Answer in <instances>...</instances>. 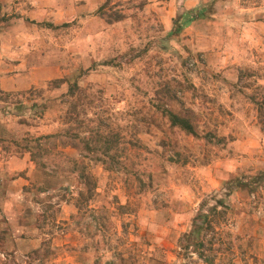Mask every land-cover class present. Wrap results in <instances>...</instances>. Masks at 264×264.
Listing matches in <instances>:
<instances>
[{
  "label": "rangeland",
  "instance_id": "1",
  "mask_svg": "<svg viewBox=\"0 0 264 264\" xmlns=\"http://www.w3.org/2000/svg\"><path fill=\"white\" fill-rule=\"evenodd\" d=\"M0 264H264V0H0Z\"/></svg>",
  "mask_w": 264,
  "mask_h": 264
},
{
  "label": "trees",
  "instance_id": "2",
  "mask_svg": "<svg viewBox=\"0 0 264 264\" xmlns=\"http://www.w3.org/2000/svg\"><path fill=\"white\" fill-rule=\"evenodd\" d=\"M205 10H206L205 7H195V8L186 9L182 12H179L174 19L173 28L169 32V34L170 35L180 34L182 30L186 28L187 26H189L192 22H195L196 20L202 18L205 13ZM55 82L58 83L59 81L55 80ZM74 85L76 84H72L69 88V90H71L70 91L71 93H74ZM168 116H169L171 126L179 127L182 130H185L187 133H190V134H194V135L197 134L196 126L191 120V117L189 116V114L181 115L180 113L169 111ZM53 136L54 135H43L41 137H38L37 140L41 142L43 140H48L52 138ZM84 177L86 178L88 182H90V178L87 175ZM210 211H211L212 217H210L209 213H200V215L195 218L191 231L187 233L188 237L196 236L197 238L202 232L204 226L205 227L213 226L216 220V216L220 215L221 213H225L223 210H220L217 207L211 208ZM211 218H213V220ZM198 219H200L202 223L200 224L197 223ZM201 244H202L201 242L196 243L195 241H193L192 243H188L186 246H193L198 251L199 250L198 247ZM203 255L204 254L199 251V256L202 257Z\"/></svg>",
  "mask_w": 264,
  "mask_h": 264
},
{
  "label": "crops",
  "instance_id": "3",
  "mask_svg": "<svg viewBox=\"0 0 264 264\" xmlns=\"http://www.w3.org/2000/svg\"><path fill=\"white\" fill-rule=\"evenodd\" d=\"M18 239H19L20 242H25L27 240L26 238H23V237H20ZM31 241L35 242L34 243V246L36 247V241H37V239L36 238H33V240L31 239ZM20 244H22V243H18L19 246H20Z\"/></svg>",
  "mask_w": 264,
  "mask_h": 264
}]
</instances>
